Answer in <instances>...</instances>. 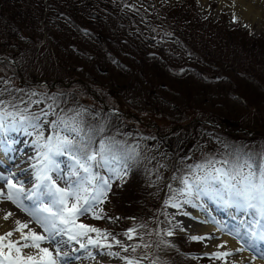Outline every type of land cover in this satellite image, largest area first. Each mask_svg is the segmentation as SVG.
<instances>
[{
	"label": "rangeland",
	"instance_id": "374dc122",
	"mask_svg": "<svg viewBox=\"0 0 264 264\" xmlns=\"http://www.w3.org/2000/svg\"><path fill=\"white\" fill-rule=\"evenodd\" d=\"M33 3V9L42 11L34 17L35 25L16 17L23 29L11 25L3 29L0 19V99L23 100L31 104V112L52 113L41 117L45 137L52 134L50 122L57 116L79 112L77 119L83 121L85 130H95V146L104 138L126 145H130L126 138L131 139L132 146L139 145L140 157L130 171L140 166V183L146 180L145 189L154 205L143 207L141 201L137 205L134 197H128L135 192L132 185L124 187L122 181L114 180L115 192L110 196V191L96 208L103 218L86 214L78 221L110 234L111 249L90 247L91 251L102 250L107 262L112 260L108 264H123L120 257L126 253L112 239L130 225L128 217L117 216L126 210H136L133 218L147 225L140 227L142 232L153 231L147 243L153 244L156 229L164 223L171 225L174 236L191 237L177 223L184 205L180 210L164 206L171 195L168 185L177 188L179 183L172 179L179 177L173 169H187L209 156L220 158L230 150L226 144L264 143V90L260 88L264 85V20L251 25L241 22L221 0ZM92 13L98 18L91 17ZM45 119L49 123H43ZM28 132L37 156L38 133L31 128ZM195 134L200 139L193 145ZM171 135L178 137L172 144L178 159L164 147ZM96 171L108 175L102 168ZM120 202L124 213L116 207ZM160 202L164 214L158 215ZM131 241L144 240L134 234ZM198 242L195 256L201 254L200 260L221 264L211 261L214 258L205 251L204 240ZM109 251L119 256H109Z\"/></svg>",
	"mask_w": 264,
	"mask_h": 264
},
{
	"label": "snow or ice",
	"instance_id": "6c2138e0",
	"mask_svg": "<svg viewBox=\"0 0 264 264\" xmlns=\"http://www.w3.org/2000/svg\"><path fill=\"white\" fill-rule=\"evenodd\" d=\"M2 96L3 92H0V97ZM21 103L26 106L21 108ZM30 107L31 104L23 100L0 99V134L21 128L25 132L31 128L38 133L34 141L38 151L37 163L33 165L35 183L32 187L26 190L23 184L14 183L12 177L0 176V180L6 181L7 187L6 194L0 191V199L10 201L30 218L27 222L16 219L15 226L0 235V264H71L78 259L72 255L77 251L87 252L92 257L89 247L111 249L112 244L107 243L109 233L78 221L86 214H91L93 219L103 218L96 212V208L104 203L113 181L123 182L132 164L138 162L139 145H126L104 138L95 146V130H85L83 121L77 119L79 112L71 117L57 116L56 120L50 122L52 134L45 137L41 117L52 113H34L30 111ZM43 123L49 121L45 119ZM103 131L100 128V132ZM27 134L31 135L30 132ZM225 148L230 150L220 158L206 157L201 162L188 165L181 176H173L172 179L178 180L180 187L168 185L171 195L165 200L164 206L177 210L185 204L202 207L195 201L208 197L218 204L250 215V219L240 222V227L230 228L216 218L203 221L213 224L217 231L231 236L240 245L234 251L213 252L211 257L221 261V264H244L242 260L237 261L235 255L247 251L251 261L259 260L264 264V146L256 151H245L244 147L227 144ZM65 155L71 164L69 170L63 173L57 157ZM100 168L108 175L101 176L96 171ZM61 183L63 187L60 186ZM13 215L12 212H7L2 219L8 221ZM30 224H34L40 231L29 227ZM139 227L146 228L147 225ZM17 233L19 238L15 239L14 234ZM134 234L143 241L144 236L139 234L136 227L129 229L124 235L132 240ZM173 234L172 230L163 233L168 237ZM144 235L150 236L152 233ZM156 235L159 236L160 232L157 231ZM190 239L203 241L215 237L191 236ZM113 242L125 253L129 252V248L132 253H137L138 249L153 248L151 243L125 246L115 240V237ZM160 243L166 247L173 246L164 240ZM75 244H79L78 249L73 247ZM156 247L159 248V244ZM217 247L223 249L227 244H218ZM107 254L119 256V253L111 251ZM120 259L123 264H143L144 260H148L149 264H166L159 257L150 258L147 251L142 255H126Z\"/></svg>",
	"mask_w": 264,
	"mask_h": 264
},
{
	"label": "bare ground",
	"instance_id": "6f19581e",
	"mask_svg": "<svg viewBox=\"0 0 264 264\" xmlns=\"http://www.w3.org/2000/svg\"><path fill=\"white\" fill-rule=\"evenodd\" d=\"M221 1H223L225 4H228V7H230L229 12L233 14L232 16H234L235 19L238 18L239 21L241 20V22L243 21L244 23L251 25L252 23L257 22L261 19L264 20V0ZM10 136H13L11 130L5 134H0V176L12 177L14 183H21L26 190L30 189L35 183L34 171L32 167L37 160V156L35 155L34 146L31 143L25 144L23 153L26 156H14L10 152L11 147H9L8 145L9 141L7 138ZM57 162L59 163L61 169L63 167L67 168L66 170H62L63 173H66L69 170L70 164L68 162L62 163L60 157H57ZM31 164L33 165L31 166ZM4 182L6 181L0 180V191H3L6 194L7 187L6 185H3ZM60 186L63 187V184L61 183ZM195 203L202 205V207H192L185 204L183 211L180 213L177 223L181 227L183 226V229L186 232L190 233V235L192 236L215 237V239L204 240V247L207 253L226 250L234 251L236 248H238L240 245L236 242V240L232 239L231 236L217 231L216 227L213 224L204 223L203 221L210 220L211 218H216L217 220L224 222L231 228L240 227V222L250 219L251 216L245 215V213L238 211L235 208L225 207L223 204H218L215 201L210 200L208 197H202L199 201H195ZM7 212H12L14 215L10 217L8 221H4L2 217ZM16 219L25 222L30 220V218L25 215L24 212L20 211V209H18L10 201L6 199H0V235H2L5 231L12 229L15 226L14 221ZM29 227L33 228L37 232L40 231V229L37 228L34 224H30ZM14 238L18 239L19 234H14ZM222 243H226L227 247L223 249L218 248L217 245ZM77 245L75 244L73 245V247ZM104 250L106 251V248ZM88 251L92 252V257H89L88 253L84 251H77L75 253H72V255L78 257V259L73 260L71 264H108L109 261H112L109 260L107 262V258L102 254V250H95V252L91 251V248L89 247ZM99 251L102 254L100 257L97 256ZM95 255L97 258L95 257L96 259H93ZM228 259L231 260L232 258ZM235 259L237 261L242 260L244 264H261L259 260L255 262L251 261L250 253L247 251L243 253H236Z\"/></svg>",
	"mask_w": 264,
	"mask_h": 264
},
{
	"label": "trees",
	"instance_id": "16d2710c",
	"mask_svg": "<svg viewBox=\"0 0 264 264\" xmlns=\"http://www.w3.org/2000/svg\"><path fill=\"white\" fill-rule=\"evenodd\" d=\"M53 1V0H52ZM70 3V2H69ZM34 3L33 0H0V19L3 21L1 25H3V29H6V25H11V26H19L23 29L21 25L17 24V19L16 17H21L24 21L26 19L29 20V25H35L36 21L34 20V17H36L37 12L36 9H33ZM53 6V2L51 3ZM27 17V18H26ZM15 24V25H14ZM195 71V69H194ZM196 73L201 74L200 69H196ZM205 79V78H204ZM260 88L264 90V85H260ZM258 100V99H257ZM189 132V134L192 132L190 130H186ZM206 131V130H205ZM212 129L207 128L206 132H211ZM240 132V131H238ZM243 133H248L250 136H254V133L252 131H246L242 130ZM128 136L131 137V130L128 131ZM194 141L193 145L197 144V139L199 138V134L193 135ZM264 139V137H262ZM178 137H175L174 135L168 136L166 139V143L164 142V147L171 151L173 153V158L178 159V156L174 155V147L172 146L173 142L176 141ZM181 141H185V138H181ZM131 139L126 138L127 143L131 145L130 141ZM187 144H190V141L186 142ZM262 146H264V143L260 145V141H256L255 143L251 144V147L245 146L244 144H241L239 146L233 145V147H244L245 151L249 150H259ZM192 146H189V148ZM198 163V162H195ZM193 163V164H195ZM192 165V164H191ZM133 170V169H132ZM129 171L128 176L125 178L123 182H121V186H128L133 188L131 191H135L131 194L128 195L134 197L133 199L135 200L134 202H137V205H140L141 201V206H147V205H152L154 206L151 202V196H149L150 193L145 189V183L146 180L142 178V181L140 183V166L136 167L133 171ZM187 169H178L174 168L172 172H175L177 175L181 176L186 172ZM137 178L136 182L132 184V179ZM123 187V188H124ZM127 187V188H128ZM180 187V184L178 183L177 188ZM130 191V192H131ZM115 192V189L113 190ZM135 193V194H134ZM122 203V202H120ZM120 203H116V207L119 208L122 212L124 210V203H122V207L120 206ZM163 203L160 202L159 208H158V215L159 213H162V205ZM142 207V208H143ZM141 212L145 211L144 209H140ZM124 213V212H123ZM136 210L128 211L126 210V213L124 214H118L117 216L119 217H128V222L130 225H128L126 230H129L131 228L136 227L139 234H145L140 230V219H134L133 217L136 215ZM164 214V213H163ZM125 215V216H124ZM140 217V216H139ZM158 217V216H157ZM132 218V219H131ZM157 221V218L155 219V223ZM171 229V226L168 224H162L157 231L160 232V235L157 236L155 235V239L153 241V248L149 251H147L149 257H159L160 260L166 262V264H209L207 261H203L199 259V256H195L198 250L199 243L197 241L191 240L187 236H173V237H164L161 234L163 231ZM127 232V231H126ZM153 232V231H152ZM122 238H125L126 236L124 234L121 235ZM161 240L168 241L170 242L173 246L172 247H166L164 244L160 243ZM159 244V248L156 247V245ZM137 254L140 255V249L137 250ZM212 260V259H211ZM214 261V260H212ZM210 264H212L210 262Z\"/></svg>",
	"mask_w": 264,
	"mask_h": 264
}]
</instances>
